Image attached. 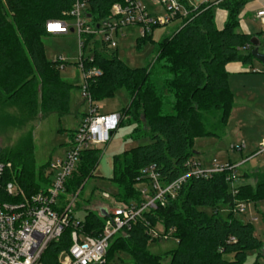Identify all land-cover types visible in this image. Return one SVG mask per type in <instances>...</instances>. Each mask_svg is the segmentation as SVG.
Segmentation results:
<instances>
[{"label":"trees","instance_id":"1","mask_svg":"<svg viewBox=\"0 0 264 264\" xmlns=\"http://www.w3.org/2000/svg\"><path fill=\"white\" fill-rule=\"evenodd\" d=\"M76 1L0 0V105L21 106L23 124L52 113L68 114L71 91L81 87L62 79L59 62L48 59L43 44L45 35H53L46 30L47 21H73L67 13ZM121 1L88 0L89 25L96 27L107 19L112 5ZM182 1L190 9L189 15L158 43L154 61L143 67L128 66L118 49L109 51L94 35H86V44L95 43L93 64L104 71L89 82L93 101L125 89L130 101L120 112L124 118L119 126L134 125L135 134L150 139L149 144L114 156L111 180L118 188L115 196L120 201H142L137 183L143 170L154 166L161 181L171 183L188 171V160L196 157V139L222 138L226 134L234 107L226 66L230 62L252 66L253 37L259 39L260 50L258 35L241 30L240 13L249 0H226L218 5L203 2L197 8ZM217 8L228 12L222 28L216 23ZM136 41L137 48L142 49L153 42V35L147 33ZM100 153L99 149L82 152L77 171L66 183V194L75 195L80 190V197L85 181L94 174ZM0 159L13 163L17 181L27 194L38 191L48 181L45 171L49 162L36 167L31 133L13 148H0ZM229 176L228 170L208 178L191 176L175 198L146 213L151 226L165 231L175 229L177 246L164 254L169 262H163L164 255L147 249L151 241L142 220L112 240L108 262L117 252L125 251L133 255L134 264H248V253L256 251L251 264H262L264 234L263 239L258 237L253 221L243 219L242 213L234 209L240 201L257 204L264 200V173L255 184L236 186V193L230 189ZM10 178L8 172L6 179ZM222 206L228 207L227 215L221 213ZM75 207L84 209L81 203ZM105 219L97 211L86 209L85 232L98 236ZM68 236L66 230L59 241L49 245L43 264H59V253L70 244Z\"/></svg>","mask_w":264,"mask_h":264},{"label":"built area","instance_id":"2","mask_svg":"<svg viewBox=\"0 0 264 264\" xmlns=\"http://www.w3.org/2000/svg\"><path fill=\"white\" fill-rule=\"evenodd\" d=\"M224 1L226 0L204 2L218 5ZM149 3L162 12L159 14L151 11L143 0H123L114 3L109 17L94 27L88 23L90 21L88 0H77L67 13L73 17V21L65 19L47 21L46 30L50 34H68L72 29L78 34L77 64L84 76L81 90L88 107L79 127L68 141L69 146L65 154L49 161L45 171L48 181L38 191L27 194L17 181L13 163L0 159V264H43V256L49 245L53 241H59L66 230H69L70 244L59 253L57 259L59 264H109L107 253L112 240L139 220L148 226L147 232L151 242L172 237L178 243V239L173 236L174 228L165 231L157 225L151 226L146 221V213L155 211L159 206H164L170 198H175L183 183L191 176L208 178L215 173L228 170L231 173L228 180L232 186L234 185L236 171L241 162L223 163L214 158L208 167L196 157L191 158L187 162L188 171L166 184L161 181L160 173L152 166L143 170L141 180L137 183L141 202L127 203L118 200L115 194L102 192V197L109 200L110 204L103 207L102 215L106 219L98 236L86 233L84 217L81 219L76 216L75 206L80 190L68 198L61 197L66 193L67 181L78 169L82 152L108 144L112 139V131L118 128L124 118L120 112L100 113L99 106L88 91L89 82L101 77L104 71L93 64L95 43L91 41L86 44V35H94L95 39L106 45L107 50L115 51L118 49L117 35L121 28L129 25L139 26L140 34L144 36L152 32L154 26L161 27L181 21L190 13V9L182 0H149ZM247 12L250 10L240 13V25L244 26L243 30L246 33H250L244 24ZM252 12L264 31V5ZM52 61L59 62V70L68 64L61 56ZM233 147L241 149L245 145ZM258 156H263L264 159V140L248 160ZM8 172L10 179H6ZM232 190L236 193L235 187ZM246 208L247 203L240 201L236 203L234 211L244 213Z\"/></svg>","mask_w":264,"mask_h":264},{"label":"rangeland","instance_id":"3","mask_svg":"<svg viewBox=\"0 0 264 264\" xmlns=\"http://www.w3.org/2000/svg\"><path fill=\"white\" fill-rule=\"evenodd\" d=\"M143 1L148 5L150 10H154L148 0ZM190 1L195 5H199L205 0ZM258 3L263 6L264 0H249L242 9V12L249 9L253 4ZM244 24L250 33L258 35L261 41L260 51L264 53V31L261 24L257 21L254 12L250 11L245 14ZM178 25L179 22H173L156 28L152 33L153 42H148L142 49L136 46V40L141 36L140 27L129 25L121 28L117 35L120 58L132 68L150 64L154 61L157 54L158 43L166 35L172 33ZM243 27L241 26L242 31ZM43 44L49 60H55L60 56L67 60V66L60 70L62 79L81 86L84 83V76L77 64L79 58L78 34L70 32L68 34L45 35L43 37ZM252 66L264 70V63L257 59H254ZM259 73L263 77L261 79H264V71ZM249 83L251 84L252 96L254 98L247 96L242 88L240 90L236 89V92H238V95L234 98L236 108L229 120L226 134L222 138H198L194 147V150L200 153L208 167H210L214 158L223 163L227 162V159H231V162L234 161V163H242L237 168V180L233 186L231 185L232 187L230 186L231 190L242 181H249L248 183L255 184L259 180V175L264 173L263 156L253 157L248 160L255 153L254 151L252 152L253 148L251 144L259 140L250 138L264 135V90L258 80ZM262 83L264 85V82ZM240 84H238V88L241 86ZM240 92L243 94H239ZM129 101L130 97L127 91L119 89L114 96L105 98L96 102V104L99 106L100 113L110 114L123 111L129 104ZM87 107L88 105L82 95L81 87H74L72 89L70 112L65 115L52 113L45 117H38L32 121L24 122L23 124L22 120L25 119V113L21 106L0 105V148H13L31 133L33 134L36 167H40L50 160L65 154L69 146L70 134L79 127L84 117L83 113ZM244 140L247 144L246 148L243 151L235 152L232 144ZM149 143L150 139L148 136H138L134 133V125L125 124L116 129L108 144L100 145L97 148L101 151L99 162L93 176L85 181L82 194L77 199V204L81 203L84 205V209H76L75 207V213L78 218L82 219L86 215V209L88 208L101 213V209L103 208L102 203L110 204L109 200L102 197L103 191H108L111 194L117 193L118 188L111 180L114 169V156L139 145ZM61 197L65 199L70 197V195L64 193ZM248 208L254 209V204L248 203L247 213L240 214V217H249L250 210L248 211ZM207 211L210 212L208 209ZM220 211L223 215H227L229 212L228 207L225 206H222ZM254 212L260 214L259 210H254ZM249 220H252L257 228L264 225L263 214H261L259 220ZM258 231L260 232V229ZM260 234L263 239V233ZM176 246L177 242L174 238L170 237L167 240L150 242L147 249L153 254L164 255L165 252L176 248ZM256 253V251L248 253V264H251L255 260ZM169 259V257L164 255L163 262L167 263ZM133 261L132 254L119 251L112 260H109V264H134ZM261 263L264 264L263 260H261Z\"/></svg>","mask_w":264,"mask_h":264},{"label":"crops","instance_id":"4","mask_svg":"<svg viewBox=\"0 0 264 264\" xmlns=\"http://www.w3.org/2000/svg\"><path fill=\"white\" fill-rule=\"evenodd\" d=\"M149 1V0H148ZM188 3L190 5H195L194 3H192L190 0H187ZM203 3V2H202ZM151 5V4H150ZM153 7L154 10H151L153 12H158V13H161L162 10L161 9H158L157 7H154L153 5H151ZM262 5L261 4H253L248 10L250 11H253L255 9H258L260 8ZM227 15L228 13L223 10V9H217L216 10V23H217V26L218 28H222L223 27V24L227 18ZM179 22L180 24V21H175L174 23H177ZM179 26V25H178ZM176 26V27H178ZM154 31V30H153ZM150 32L151 34L153 33ZM244 31V30H243ZM245 32V31H244ZM153 35V34H152ZM120 56V55H119ZM257 69V71H255ZM226 70L228 71V74H229V84H230V88L231 90L233 91V94H234V98L238 95L236 92L237 90L236 89H243L244 93H246L247 96H250V97H253L252 96V91H251V84L249 82L251 81H254V80H258L260 82V84L262 85V88L264 90V85L262 82H264L263 80L264 79H261L263 77H261L260 73L261 71H264L263 69L259 68V67H256V66H249V65H245L243 64L242 62H230L227 64L226 66ZM249 81V82H248ZM241 83V84H240ZM235 84V86H234ZM238 84H240L241 86L238 88ZM242 92H240L239 94H241ZM243 94V93H242ZM241 94V95H242ZM235 103H234V107H233V111H232V115H233V112L235 110ZM245 108V107H244ZM87 112V109L84 111V115L85 113ZM231 115V117H232ZM230 117V118H231ZM230 120V119H229ZM229 124V122H228ZM228 127V126H227ZM71 138V136H70ZM69 138V139H70ZM206 138H215V137H206ZM250 139H259L257 140L255 143L253 142L252 145V152L256 151L257 148L259 147L260 143L264 140V135L263 136H253L252 138ZM197 141V139L195 140V142ZM254 141V140H253ZM246 141H241L239 143H233L232 145H245V147L241 148V149H235V152L237 151H243L245 148H246ZM194 147H195V143H194ZM197 152V151H196ZM196 158L198 160H200L202 163H204V165H206L203 157L200 155L199 152H197V155H196ZM227 161H231V159H227ZM234 162V161H232ZM249 181H242L240 184H245V183H248ZM248 204V203H247ZM249 204H253V203H249ZM106 205V203H102V206L104 207ZM250 210V215L249 217L247 216L246 218H243L245 220H249V219H253V220H259L260 217H261V214H263V218H264V200L263 201H260L258 202L257 204H254V209H249L248 208V211ZM254 210H259L260 214H258V212H254ZM103 211H104V208L101 209V215L103 214ZM247 213V208H246V211L244 212V214ZM251 217V218H250ZM249 218V219H248ZM252 221V220H251ZM256 227V225H255ZM258 229H260V232L258 231ZM260 233H263L264 234V225L262 226H259V228L256 227V235L258 237L261 238V234ZM257 255V253H256Z\"/></svg>","mask_w":264,"mask_h":264},{"label":"water","instance_id":"5","mask_svg":"<svg viewBox=\"0 0 264 264\" xmlns=\"http://www.w3.org/2000/svg\"><path fill=\"white\" fill-rule=\"evenodd\" d=\"M252 44L254 45V49L252 50L253 57L258 61L264 63V53L259 50V39L257 37H253Z\"/></svg>","mask_w":264,"mask_h":264}]
</instances>
